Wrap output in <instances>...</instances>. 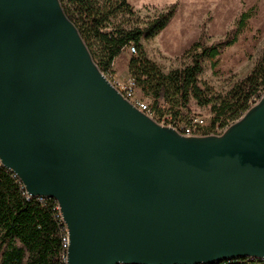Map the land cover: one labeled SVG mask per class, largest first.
Instances as JSON below:
<instances>
[{"label": "water", "instance_id": "water-1", "mask_svg": "<svg viewBox=\"0 0 264 264\" xmlns=\"http://www.w3.org/2000/svg\"><path fill=\"white\" fill-rule=\"evenodd\" d=\"M0 164L56 203L65 264L264 260V93L183 135L115 88L59 0H0Z\"/></svg>", "mask_w": 264, "mask_h": 264}, {"label": "trees", "instance_id": "trees-1", "mask_svg": "<svg viewBox=\"0 0 264 264\" xmlns=\"http://www.w3.org/2000/svg\"><path fill=\"white\" fill-rule=\"evenodd\" d=\"M66 17L75 25L93 61L106 76L127 47L134 53L128 60L133 86L152 102L151 110L173 120L188 121L190 105L205 108L211 114V127H225L238 120L252 98L264 93V49L252 70L224 94L215 93L201 83V59L216 58L232 44L223 41L209 47L200 41L188 53L190 64L165 73L146 54L141 39H151L169 24L175 6L158 13L143 26L123 27L120 16H134L126 0H59ZM110 80V79H109ZM162 113V114H161ZM64 225L56 203H40L27 196L19 180L0 164V264H65L62 248ZM217 264H264V260H230Z\"/></svg>", "mask_w": 264, "mask_h": 264}, {"label": "rangeland", "instance_id": "rangeland-1", "mask_svg": "<svg viewBox=\"0 0 264 264\" xmlns=\"http://www.w3.org/2000/svg\"><path fill=\"white\" fill-rule=\"evenodd\" d=\"M126 1L132 6L134 16L118 17L117 23L123 27L143 26L158 13L175 6V14L166 28L151 39H141L147 56L165 73L190 64L188 51L197 41L206 47L232 41L216 58L201 59L198 79L215 93H226L245 77L264 49V0ZM132 54L129 46L114 59L107 77L113 84L129 87L132 83L128 74V60ZM132 93L152 108L149 98L133 87ZM162 110L166 114L165 107ZM190 110L187 119L198 117L211 127L212 116L207 109L191 103Z\"/></svg>", "mask_w": 264, "mask_h": 264}, {"label": "built area", "instance_id": "built-area-1", "mask_svg": "<svg viewBox=\"0 0 264 264\" xmlns=\"http://www.w3.org/2000/svg\"><path fill=\"white\" fill-rule=\"evenodd\" d=\"M130 49H131V52L134 53V48L132 46H130ZM113 85L140 112L146 114L147 116H149L150 118H152L153 120H155L161 125H167V126L173 127L174 129H176L183 135L200 136V135H206V134H220L227 128V126L220 127L219 125H216L209 132L205 133L208 127L206 126V123H204V121L201 118L191 117L188 119L187 122H180L177 120H173L167 114L157 116L145 102L137 99L134 96V94L132 93V87L134 88L133 82L130 84L129 87H123L122 85H119V84H113ZM259 98H252L249 102V107L254 105L258 101ZM35 199L40 203L44 202L45 200H51L45 197H37ZM56 209H57V206H56ZM62 242H63L62 248L64 250V259H65V251H66L67 244H68L65 227L63 229Z\"/></svg>", "mask_w": 264, "mask_h": 264}]
</instances>
